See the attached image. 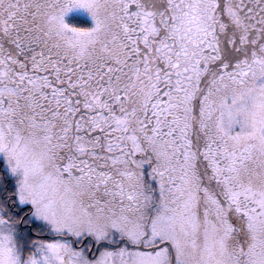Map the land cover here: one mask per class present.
<instances>
[{
    "label": "snow or ice",
    "instance_id": "obj_1",
    "mask_svg": "<svg viewBox=\"0 0 264 264\" xmlns=\"http://www.w3.org/2000/svg\"><path fill=\"white\" fill-rule=\"evenodd\" d=\"M0 264H264V0H0Z\"/></svg>",
    "mask_w": 264,
    "mask_h": 264
}]
</instances>
